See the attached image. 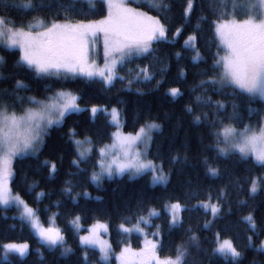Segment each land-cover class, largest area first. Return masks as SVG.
<instances>
[{
  "label": "snow or ice",
  "instance_id": "snow-or-ice-1",
  "mask_svg": "<svg viewBox=\"0 0 264 264\" xmlns=\"http://www.w3.org/2000/svg\"><path fill=\"white\" fill-rule=\"evenodd\" d=\"M89 8L79 7L80 0H49L47 7L56 8L52 16L43 18L32 16L30 20L18 22L8 14V11L0 13V46L5 51L18 50V59L13 67L23 68L31 72L37 79L83 77L86 80L99 78L107 86H112L119 80L125 87L132 90L134 83L145 84L155 80L158 88L170 67V62L161 61L158 49L155 45L169 40V25L162 20L171 11V4L164 0H143L150 9L159 13L152 15L139 7H132L125 0H88ZM213 6L212 20L214 31L224 46L225 54L215 59L208 69H200L196 75L197 82L190 87L193 93L199 89L207 93L209 86L219 95L236 96L242 94L250 100L259 99L264 102V0H210ZM195 0H186L183 11L185 20L189 19L193 12ZM12 8L22 7L26 12L33 13L42 11L40 4H34L33 0H9ZM97 5H100L98 8ZM106 8V15L100 19H78L79 16L87 17L97 11ZM238 9H246V18L236 19ZM11 9L9 8V11ZM230 17V18H224ZM202 20L208 19L205 16ZM184 25L176 27L172 39L178 38ZM199 25L197 26V29ZM103 37V65L91 58L94 41ZM197 35L194 31L188 35L183 46L194 53L190 57L195 64L204 62L197 46ZM176 58L181 57L180 52H175ZM148 61L143 66L135 64L137 60ZM6 58L0 55V68L6 66ZM162 65L156 67V65ZM155 68V70H153ZM124 69L131 75L127 78L120 74ZM159 74L160 79H156ZM181 77L186 76V71L181 68ZM11 82V88H0V206L15 207L18 210V219L21 226L27 225L39 238L42 245L50 250L60 249L61 255L67 256L73 249L67 243L66 233L55 225V217L59 211L49 216V224L45 226L41 221V211L51 212L52 207L57 210L61 201L56 200L44 209L33 207L24 197L14 192L11 182L14 176L13 161L25 157H39V153L45 144V137L53 126L61 125L65 117L73 112L90 111L95 117L98 112H105L111 117L117 131L112 133L113 143L98 149L99 159L91 171L89 180L99 185L103 178H111L113 175L129 173L138 176L146 173L151 174L153 185H167L170 181L171 171H165L164 161L147 158V149L152 142V133L160 130L162 125L155 120L146 121L134 134L120 131L122 110L113 106L110 110L107 106L92 105L90 108H81L79 93L63 88H52L45 85L43 99L30 95L22 97L18 95L20 90L30 91L31 86L23 80L16 78L15 73L7 76L0 71V83ZM231 89V91H226ZM137 93L143 94V90L136 88ZM166 95L173 99L182 97L184 92L180 87H170ZM11 101V102H10ZM25 102L29 106L24 107ZM20 105L22 111L17 113L15 108ZM34 105V106H33ZM194 105L210 107L213 109L214 119H209L208 112L197 114ZM229 108L231 111L229 112ZM185 111L192 115L194 123L207 122L210 136L214 143L206 146L216 153L214 159L238 156L240 160L253 161L264 168V123L258 128L250 124H242L237 127L235 122L242 120L240 105L236 100H214L210 95H194L192 102L185 105ZM257 111L249 108V112ZM264 120V117H262ZM69 138L76 147V158L71 161L78 172L85 169L82 164L89 162L93 151L91 137L83 140L77 139L78 133L73 128L69 130ZM88 144V148H83ZM141 145L144 151H141ZM188 159L185 154L183 160ZM172 163L181 162L179 153L172 156ZM206 174L211 177L221 175L219 164L215 166L209 161L208 156L203 157ZM38 167L46 168L48 176H54L58 167L56 162L44 159ZM98 169V170H96ZM77 173L69 172V176ZM27 178L25 177V180ZM264 176L253 178L249 182L247 193L249 197H255L264 191ZM39 182L26 183V191L32 194L34 201L39 204L43 199L51 195L50 192L41 189L35 191ZM235 187L244 189V185L236 177ZM75 185L72 180H66L60 195L73 201L79 197L90 195L87 191L74 192ZM97 199H100L97 197ZM211 192L207 194L206 201H198L192 208L202 207L206 213L210 212L212 219L204 220L203 230H208L218 220H224L222 228H215L212 233L211 247H205L208 242L206 237L200 235L201 228L189 225L184 228L182 212L189 209L186 203L180 200L163 205L168 219L169 234L174 228L183 229L187 234L186 239L175 245V255L161 258L158 249L163 245V233L161 225H153V219L159 218L161 212L154 206H149L147 214L138 210L135 214V223L130 227L124 223L119 228L124 233L139 232L146 239L144 247L135 251L125 246L119 254L120 264H213V258H222L223 264H242L249 248L260 254H264V240L257 245L254 236L264 235V226L255 218V209L240 217L248 227L243 243L237 231L235 236L227 234L235 231V225L229 224L225 217L231 215L233 209L227 193V187L222 186L216 202L213 203ZM238 205H247V199L237 201ZM227 205L225 208L224 206ZM125 219H130L125 217ZM81 216L74 214L68 221L69 225L77 232L79 244L83 248L98 249L102 260L107 261L112 251L111 245L104 240L102 233L107 232L108 225L97 220L86 230V234H79L82 228ZM148 227H155V231H145ZM252 234H247V233ZM151 235L154 239H147ZM3 256L8 258L10 253L24 257L29 253L30 245L27 242H7L0 245ZM84 259H88V252H83ZM250 264H256L253 260ZM264 264V262H261Z\"/></svg>",
  "mask_w": 264,
  "mask_h": 264
},
{
  "label": "trees",
  "instance_id": "trees-1",
  "mask_svg": "<svg viewBox=\"0 0 264 264\" xmlns=\"http://www.w3.org/2000/svg\"><path fill=\"white\" fill-rule=\"evenodd\" d=\"M164 2L171 4V11L162 16V20L169 25V40L159 43L155 47L158 49L157 54L161 61L170 62V67L166 72V79L158 88L155 86V80L145 84L134 83L132 90H129L119 80L114 85L107 86L99 78L92 80H86L83 77L69 78L68 80L59 78L37 79L31 72L25 71L23 68L13 67L18 59V51L1 49L7 63L5 67L0 68V71L5 76L9 73H15L16 78L31 86L30 91L20 90L18 92V95L22 97L33 95L44 98L45 85H50L52 88L72 89L78 92L82 97L79 100L81 108L87 109L92 105L120 108L122 110V126L125 131L136 132L141 125L149 120L160 122L162 128L154 134L150 155L158 160L163 159L165 171H171V176L167 185H153L150 173L135 177L125 174L120 177L104 178L99 185L91 182L89 180L90 173L99 159L98 148L111 141V134L115 126L105 112H98L95 117L87 110L69 114L61 125L53 126L49 130L38 158L25 157L13 162L14 176L11 187L14 192L20 193L30 205L40 209H44L45 206L51 205L56 200L61 201L58 210L52 207L51 212L41 211L40 215L45 221H48L52 213L59 211V215L55 217L56 225L65 231L67 243L73 249V252L64 256L61 255L60 249L50 250L47 246L42 245L29 226H21L18 219H13V217H18V210L15 207L0 208V245L7 242L25 241L30 244L29 253L26 256L23 258L14 257L10 260L3 259V250L0 248V264H104L97 249H85L79 244L78 234L69 225L68 221L73 218L74 214H79L83 231L97 220L107 221L110 227L113 250L116 252L128 243L135 247L142 245L143 236L141 234L132 233L129 235L124 233L119 225L121 223L134 224L137 211L141 210L143 214H147L146 210L149 206H154L161 212L159 218L153 219V225H161L163 233V245L158 249V253L165 257L174 256L175 245L186 239L187 236L183 229L178 228L172 229L171 234H169V217L163 205L175 200L186 203L191 209L182 212L184 228L189 225L201 228L200 235L206 237L208 241L205 247H211L213 230L222 228L224 220H218L211 229L203 230V221L212 219L211 214L210 212L206 213L199 206L192 208V205H196L198 201H206L209 192L213 197L212 202L215 203L222 186L227 187L233 209L231 215H227L225 219L229 224L235 225V231H229L227 234L235 236L238 231L241 237L240 242L243 243L248 225L246 222L241 221L240 217L252 209H255L256 220L264 226V191L259 192L255 197H249L247 193L250 180L264 176V168L251 160L248 162L242 161L238 156L230 157L227 160L223 158L214 159L216 153L211 149H206L207 145L214 143L207 122L194 123L192 115L185 111V105L192 102L196 94L210 95L214 100H224L226 102L236 100L240 105L242 120L233 123L240 127L242 124L257 125L262 122L264 102L259 99L250 100L242 94L236 96L219 95L211 89V86H209L207 93H203L199 89L196 93L191 92L190 87L199 79L196 75L197 71L210 68L214 60L224 54V48L211 23L212 20L216 19V16L213 14V6L210 0H195L193 12L187 20L183 17L186 0H164ZM33 3L40 4L43 10L28 13L22 7L12 8L9 0H0V13L8 11L10 16L21 22L30 20L32 16H40L46 19L56 11V8L49 9L47 7L49 0H33ZM140 4L151 14H159L146 6L143 1ZM79 7L85 10L88 9V0H80ZM97 7L99 8L100 5H97ZM106 14L105 8L87 17L79 16L77 18L100 19ZM202 16L208 19L202 20ZM236 18L245 19L246 9H238ZM181 25H184L181 35L173 40L172 35L175 28ZM198 25L199 28L197 29ZM194 31L197 35V46L204 58V62L199 64L191 61L190 57L194 53L183 46L184 40ZM175 52H180L181 57L176 58L174 56ZM217 53H219V56ZM147 62L143 59L137 60L128 67H135V64L143 66ZM160 66L162 65H156V67ZM181 68L186 71L185 77L179 75ZM120 74L129 79L131 78V75L124 69H120ZM156 79H160L159 74H157ZM11 87V82L0 83V88ZM170 87H180L184 95L173 99L171 96L166 95L167 89ZM136 88L142 89L143 94L137 93ZM226 91H231V89ZM194 107H196L197 114L202 111L208 112V118L214 119L213 109L210 107L198 105H194ZM250 107L257 111L249 112ZM21 109L20 105L15 108V110ZM230 111L231 108H229ZM73 128L78 133L77 138L87 136L91 137L92 140L93 151L89 162L81 165L85 169L83 172H78L71 164V161L76 158V147L73 145L68 133ZM177 153L181 156V162L174 164L171 162V158ZM185 154L188 157L186 161L183 160ZM205 155L208 156L209 161L214 166L216 164L220 165L222 171L219 177H211L206 174L203 163ZM44 159L56 162L58 171L54 176L49 177L46 168L38 167L39 162ZM69 172L77 174L69 176ZM236 177H239V182L244 185L243 190L235 187ZM34 180L39 182L35 191L39 192L44 189L51 193L39 204L34 201L33 195L26 191V183L31 184ZM66 180L73 181L75 185L74 192L87 191L90 195L87 197L81 196L75 201L62 197L60 192L65 186ZM97 197L100 199H97ZM240 199H247L248 204L238 205L237 201ZM224 207L226 208L227 205ZM125 217L130 219L126 220ZM153 231H155V227L147 228V232L151 233ZM260 240H264V235L254 236L257 245ZM84 251L88 252L87 260L84 259ZM253 260L256 261V264H261V262H264V254L249 248L242 264H250ZM115 263L116 261H113L111 264ZM213 264H223L222 258H213Z\"/></svg>",
  "mask_w": 264,
  "mask_h": 264
},
{
  "label": "rangeland",
  "instance_id": "rangeland-1",
  "mask_svg": "<svg viewBox=\"0 0 264 264\" xmlns=\"http://www.w3.org/2000/svg\"><path fill=\"white\" fill-rule=\"evenodd\" d=\"M141 1H143V0H125V2L126 3H128L130 6H132V7H139V8H141L142 10H144V11H147V10H145L143 7H141V4H140V2ZM157 2H159V0H157ZM151 14V13H150ZM153 15V14H152ZM236 19H238V20H242V19H239V18H236ZM220 41V40H219ZM221 43V42H220ZM222 45V44H221ZM223 46V45H222ZM223 48H224V46H223ZM1 49H4L3 48V46H0V55H2V56H4L3 55V53L1 52ZM16 51H18V50H16ZM224 54H225V49H224ZM223 54V55H224ZM91 58L92 59H94L96 62H97V64H99V65H103V62H104V60H103V37L102 36H100V38L99 39H97L96 41H94V43H93V46H92V53H91ZM66 90H71V91H73L74 93H78V92H76V91H74V90H72V89H66ZM30 96V95H29ZM39 98V97H38ZM40 99H43V98H40ZM27 106H29L27 103L24 105V107H27ZM34 106V105H33ZM111 108H109V110H110ZM17 113H20L21 111H22V109L21 110H15ZM108 114V113H107ZM110 117V116H109ZM110 120H111V117H110ZM112 122V121H111ZM157 123H160V122H157ZM261 123H264V120H262V122ZM260 123V124H261ZM112 124L115 126V129H114V131H113V133L114 132H116L117 131V128H116V125L112 122ZM161 124V123H160ZM260 124H257V125H251L253 128H258L259 126H260ZM120 131L121 132H123V133H125V134H127V133H135V132H128V131H125V129H124V127L122 126V120L120 121ZM138 131V130H137ZM157 131H159V130H155V131H153V133H152V137L154 138V134L157 132ZM77 139H81V140H83L84 138H77ZM152 141H153V139H152ZM113 143V137H112V139H111V141L109 142V143H106V144H104V145H102L101 147H104L105 145H109V144H112ZM151 145H152V142H151V144L149 145V147H148V149H147V158L148 159H153V160H157V162H159V160L158 159H156L155 157H153V156H151L150 155V148H151ZM83 148H88L89 147V145L88 144H84L83 146H82ZM91 147L93 148V145H91ZM141 147V151H144V147H143V145H141L140 146ZM100 148V147H99ZM98 148V149H99ZM100 158V157H99ZM14 162V161H13ZM125 174H128L129 176H131V177H135V176H132L131 174H129V173H125ZM125 174H123V175H125ZM120 176H122V175H113L111 178H113V177H120ZM139 176V175H138ZM104 178H108L107 176H105ZM103 178V179H104ZM214 203V202H213ZM0 208H4V206H0ZM157 209V208H156ZM157 210H159V209H157ZM160 211V210H159ZM40 218H41V221L44 223V225L45 226H48V224H49V220L48 221H45L42 217H41V215H40ZM55 222V221H54ZM101 222H104V223H106L107 225H108V229H107V232H105V233H102V237H103V239L104 240H107L109 243H110V245H111V249H112V251H111V253H110V256H109V258H108V260L107 261H104V260H102V262L104 263V264H111L113 261H116V263L115 264H120V260L118 259V257H119V254H120V252L122 251V249L125 247V246H128V247H130L131 249H133V250H135V251H139L140 249H142L143 247H144V241H145V239H146V237L143 235V234H141V233H139V232H132V233H139V234H141L142 236H143V241H142V245L140 246V247H135V246H133L131 243H128V244H125V246L121 249V250H119V251H114L113 250V246H112V242H111V238H110V227H109V223L107 222V221H101ZM57 223L55 222V225H56ZM92 225V224H91ZM56 226H58V225H56ZM90 226V225H89ZM88 226V227H89ZM127 226H131V225H127ZM88 227H87V229H88ZM86 229V230H87ZM86 230H84L83 231V227L81 228V230H80V233L79 234H86ZM145 231H147V228L145 229ZM132 233H127V234H129V235H131ZM147 239H149V240H151V239H154V237H152V236H148L147 237ZM26 242V241H25ZM16 243H24V242H16ZM28 244H29V242H27ZM30 245V244H29ZM98 250V249H97ZM159 254V253H158ZM159 256L161 257V258H163V257H165V256H161L160 254H159ZM14 257H19V258H23V257H20L18 254H15V253H10L9 254V256H8V258L7 259H5L4 258V256H3V259H5V260H10V259H14ZM115 259V260H114Z\"/></svg>",
  "mask_w": 264,
  "mask_h": 264
}]
</instances>
